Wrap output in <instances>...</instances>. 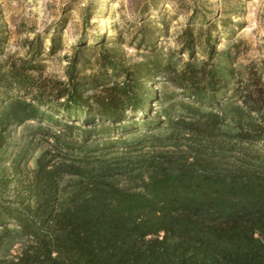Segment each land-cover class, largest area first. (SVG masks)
Wrapping results in <instances>:
<instances>
[{
	"label": "trees",
	"instance_id": "obj_1",
	"mask_svg": "<svg viewBox=\"0 0 264 264\" xmlns=\"http://www.w3.org/2000/svg\"><path fill=\"white\" fill-rule=\"evenodd\" d=\"M72 72L0 104V264H264V94L159 118L140 66L85 91ZM215 76L177 81L204 105Z\"/></svg>",
	"mask_w": 264,
	"mask_h": 264
},
{
	"label": "rangeland",
	"instance_id": "obj_2",
	"mask_svg": "<svg viewBox=\"0 0 264 264\" xmlns=\"http://www.w3.org/2000/svg\"><path fill=\"white\" fill-rule=\"evenodd\" d=\"M71 66L83 91L90 79L109 86L140 66L159 118L183 114L181 103L215 111L240 104L247 89L264 94V0H0V104L55 91ZM209 71L215 99L200 105L177 79ZM46 111L82 125V116ZM136 117L131 130H143Z\"/></svg>",
	"mask_w": 264,
	"mask_h": 264
}]
</instances>
